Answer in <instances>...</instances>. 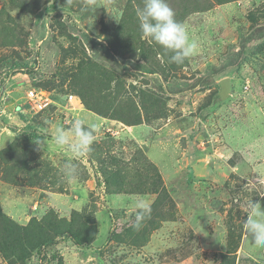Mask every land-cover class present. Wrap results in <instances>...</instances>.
Listing matches in <instances>:
<instances>
[{
    "label": "rangeland",
    "instance_id": "374dc122",
    "mask_svg": "<svg viewBox=\"0 0 264 264\" xmlns=\"http://www.w3.org/2000/svg\"><path fill=\"white\" fill-rule=\"evenodd\" d=\"M167 3L199 45L179 65L144 0H0V264H264L242 224L264 208V0ZM76 119L97 126L79 158L55 143Z\"/></svg>",
    "mask_w": 264,
    "mask_h": 264
},
{
    "label": "clouds",
    "instance_id": "9594fccd",
    "mask_svg": "<svg viewBox=\"0 0 264 264\" xmlns=\"http://www.w3.org/2000/svg\"><path fill=\"white\" fill-rule=\"evenodd\" d=\"M175 12L167 0H144L143 7L138 9L139 27L145 39L159 45L164 52L171 53L170 62L183 64L186 59L194 56L198 51V43L191 40L186 27L177 21ZM104 38L100 36V40ZM96 125L86 126L81 119L72 123L70 134L62 127H57L55 143L67 146L75 157H85L92 151L94 131ZM71 137V138H70ZM43 143L37 144L40 148ZM63 173L73 180H77L79 169L75 163L66 162ZM250 213L242 220V224L251 244L256 249H264V208L259 201H249ZM135 223L132 227L140 230L151 212L150 206L140 200L135 204Z\"/></svg>",
    "mask_w": 264,
    "mask_h": 264
},
{
    "label": "built area",
    "instance_id": "2783aa9c",
    "mask_svg": "<svg viewBox=\"0 0 264 264\" xmlns=\"http://www.w3.org/2000/svg\"><path fill=\"white\" fill-rule=\"evenodd\" d=\"M28 102L32 109L37 108V106L41 104H48L49 102H52L49 96H46V93L42 91H36L34 89L28 90L27 94ZM73 96H70V99H72Z\"/></svg>",
    "mask_w": 264,
    "mask_h": 264
},
{
    "label": "trees",
    "instance_id": "16d2710c",
    "mask_svg": "<svg viewBox=\"0 0 264 264\" xmlns=\"http://www.w3.org/2000/svg\"><path fill=\"white\" fill-rule=\"evenodd\" d=\"M38 139H42V137L41 136H39L38 137ZM162 190H164V189H162ZM233 234V233H232ZM239 236H240V234H239ZM72 239L74 240V242L76 243V244H80V241H79V239L77 238V237H75V236H72ZM50 240L51 239H49V238H46V242L47 243H49L50 242Z\"/></svg>",
    "mask_w": 264,
    "mask_h": 264
}]
</instances>
